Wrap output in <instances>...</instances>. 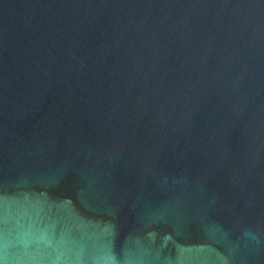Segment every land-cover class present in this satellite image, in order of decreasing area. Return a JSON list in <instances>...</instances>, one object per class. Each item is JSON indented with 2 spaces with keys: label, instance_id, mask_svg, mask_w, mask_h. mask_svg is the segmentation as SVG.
Here are the masks:
<instances>
[{
  "label": "water",
  "instance_id": "water-1",
  "mask_svg": "<svg viewBox=\"0 0 264 264\" xmlns=\"http://www.w3.org/2000/svg\"><path fill=\"white\" fill-rule=\"evenodd\" d=\"M0 264H264V0H0Z\"/></svg>",
  "mask_w": 264,
  "mask_h": 264
}]
</instances>
